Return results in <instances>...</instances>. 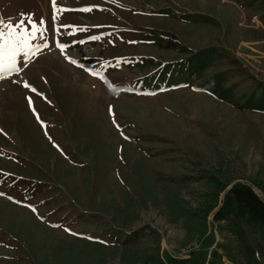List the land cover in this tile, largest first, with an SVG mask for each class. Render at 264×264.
I'll use <instances>...</instances> for the list:
<instances>
[{"label":"rangeland","instance_id":"374dc122","mask_svg":"<svg viewBox=\"0 0 264 264\" xmlns=\"http://www.w3.org/2000/svg\"><path fill=\"white\" fill-rule=\"evenodd\" d=\"M93 5L70 35L51 0H0L48 29L0 79V264H230L218 209L237 182L264 198V0H57Z\"/></svg>","mask_w":264,"mask_h":264},{"label":"trees","instance_id":"16d2710c","mask_svg":"<svg viewBox=\"0 0 264 264\" xmlns=\"http://www.w3.org/2000/svg\"><path fill=\"white\" fill-rule=\"evenodd\" d=\"M199 52L190 57L203 56ZM209 63L205 65V68ZM218 80L214 75L206 82ZM212 86L210 92L219 95L218 87ZM222 92V91H221ZM264 93V86H263ZM217 220L227 221L235 227V234L238 245L237 252L233 253V245H223V252L228 256L230 264H264V198L260 196L249 184L237 182L233 184L226 194L223 206L215 215ZM224 254L214 252V259L211 264H228L224 260Z\"/></svg>","mask_w":264,"mask_h":264},{"label":"snow or ice","instance_id":"6c2138e0","mask_svg":"<svg viewBox=\"0 0 264 264\" xmlns=\"http://www.w3.org/2000/svg\"><path fill=\"white\" fill-rule=\"evenodd\" d=\"M51 6L53 10L52 21L54 25V32L59 33L61 28H68L72 31L69 33L70 35H74L78 31H87L88 26H80V25H63L57 24L59 20V14L66 11H83V12H90L93 8L99 6H85L81 9H67L65 7H58L57 0H51ZM21 17L25 15L31 16L32 14H20ZM25 21L23 19L20 20L18 24H13L11 21L5 22V20L0 19V79L6 78L8 75L12 73L19 72L21 69L18 67V57L23 54L24 58L31 59L39 54L42 48L48 47L47 43L43 45L34 44L32 41L35 39L36 34L39 32L43 35L44 32L48 31L46 27V21L41 18L39 22L32 21V29L31 31L27 30H20L23 28ZM98 27V26H96ZM89 40H98L100 39L99 36H90L88 37ZM85 41H75V43H84ZM56 47L63 52L68 45L61 43L60 41H56ZM72 63H76L75 61H71ZM108 62H105V68L108 67ZM81 67H83L81 65ZM92 75L97 76L103 82H105L109 87H115L111 84L110 81L107 80L105 76L102 75L100 71L94 70ZM24 87H30L27 83L24 84ZM33 92L36 91L35 88L31 89ZM29 106H32V99L31 97H27ZM34 110V109H33ZM35 111V110H34ZM111 111V109H110ZM37 119L39 120V115L37 114ZM43 124V122L41 121ZM58 147V146H57ZM3 195V193H0ZM33 211H36L34 207L29 205ZM71 231V230H67ZM91 239V238H90Z\"/></svg>","mask_w":264,"mask_h":264}]
</instances>
